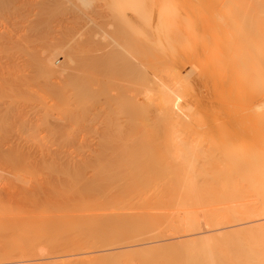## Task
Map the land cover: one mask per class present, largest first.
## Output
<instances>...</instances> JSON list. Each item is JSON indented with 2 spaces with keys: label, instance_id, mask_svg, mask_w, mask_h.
I'll use <instances>...</instances> for the list:
<instances>
[{
  "label": "bare ground",
  "instance_id": "obj_1",
  "mask_svg": "<svg viewBox=\"0 0 264 264\" xmlns=\"http://www.w3.org/2000/svg\"><path fill=\"white\" fill-rule=\"evenodd\" d=\"M4 1L5 0H3L0 3L3 4ZM15 1L16 0H13V1L10 0L7 4H9L10 2H15ZM41 1L43 5V2L45 0H41ZM46 1L48 4L52 3L51 5L53 7H51V9L52 8L56 9V7L58 8L56 4L54 7L53 5L54 1L53 2L48 1V0ZM46 1L44 3H46ZM56 1H60V3L59 2L58 3L61 6L64 5V4H61V2H66L64 0L63 1L55 0V2ZM71 1H74V0H70V3H72ZM93 1L94 0H75V5H73V7L75 6V8L73 9L71 16H69L70 18L69 19L67 18L69 20V21L67 20L68 27L63 26V28H64V31L66 29L68 31L71 30V32L79 31L82 34L81 33H78V34L79 36L81 34L82 37L81 38L78 37L80 38L79 40L77 38L78 41L74 40V42L75 41L76 42L73 44L69 43L70 45L69 46L68 45L69 41L67 39L69 33L68 31H65L66 33H68L67 35L64 31L61 30L62 31L61 33H65L67 35V36L62 35L63 37H67L66 40L68 42H67V45H65L66 49L64 48L66 51L62 49L64 47V46L63 47L61 46L62 44L60 45L61 48L60 46H57V44L60 43L59 39H58L59 42L55 40L57 42L56 44L57 47L55 48L53 46L55 48L54 50L55 54H56V49L57 50L62 49L61 54L64 52L62 54V56L64 55L63 56L64 58L62 60L60 59L61 64H60V61H59L60 65L54 62L57 59L53 58L54 54L51 48L50 49L52 50L51 51L52 53L49 51V54H51L50 56L51 57L53 56V57L50 58V56H48L50 59H48L47 62L45 63L43 62V63L47 71H52L48 73H52V74L54 72L53 69L56 72H58L59 71L58 68H60L61 70L63 66H65L64 67L65 69L67 68V65L69 67L74 66L72 70H68V69H71L69 67L66 70L62 69L63 73L64 71L65 72L67 71V72L66 74H64L66 77L64 76L65 78L63 77V79H61V82H62L61 84L66 83V87L65 85L64 87L65 89L67 88L68 91L64 90L63 92L62 90L63 87L60 88L59 86L60 89H56L57 91H59V93H60V90L62 91L60 94L58 93V95H60L59 97H61L62 93L65 95V93L67 92L69 93V91L71 92V90L74 89V87H78L79 91H81L80 90L81 88L82 91L80 93L84 92V90L86 89L89 90L90 88L93 87L92 89H90V92H89L92 95L98 93V87L100 88V90L102 89L106 91V92H103L101 90L103 94L106 93V95L108 94L109 96V97L106 96V99H104L106 103L103 104L104 102L102 103L101 101L97 102L98 105H100V103L103 104L104 108L102 107V105H100L102 108L99 106L97 107L100 108L99 112H102V111L104 112L103 114L105 116H106L105 111L106 110L109 111V108H110L111 113L114 112L113 114H110V112L107 111L110 114V116H108L109 117L108 119L110 120L108 121L110 123H108V121L106 122L107 117H106V120L104 119L106 122V125H108V127L106 126V128H108L109 131L111 130V132H108L104 124L103 125L104 129H106L107 131L106 130L104 131L103 129V131L106 133L103 132L104 135L100 133V135L102 134L101 138L104 136L106 139L107 138L106 135L107 136L111 135L110 136L111 138L108 137L105 140L103 137L101 141L103 142L104 140V142L101 143L102 144L101 147H100V143L99 145H97L98 149H96L97 151L93 153L92 159L86 160L88 161V163L84 161V164L82 162V164L80 163L77 166H74L73 164L71 165L68 164L70 165V166L67 165L68 167L67 166L64 167L63 165L62 167L59 166V169L61 168V171L59 169L57 171L59 172L58 174L60 175H58L57 171H55L56 174H52V175H55L56 176L55 178L57 179L55 180L53 179V181H62V179L63 181L64 180L66 181H167V180L204 181L203 183L200 184L199 188L198 186L197 187L194 186L191 199L193 198V200H196V204L199 205V202L197 203V200H200V198L201 199L203 198V197H200L198 194L206 198L205 193L207 192H204V191H206L208 188H211L210 190L214 189L213 192H216V193L218 190L221 191L222 194L220 193L221 195L220 198L223 196V199H220V198L218 199L224 201V203L222 202L223 203L222 206H224L223 210L225 209L226 211L227 209L229 211L228 213L234 216L235 220L238 221V220L253 219L256 221L260 217L264 216V0H98L97 4L95 3L97 9L95 8V6H93L94 5ZM28 2L31 3V0ZM38 2L35 5L36 7L38 4L41 5L40 2L39 3ZM47 3L45 4V7L48 6ZM92 3H93L92 6L95 9L93 8L92 10H90L91 13H88L89 11L86 8L85 9L86 12L83 13L85 10L82 7L85 8L86 6L87 7L89 5L91 6ZM31 4H34V3H31ZM13 5L14 3L10 5L12 6L9 9L10 11L12 10L11 8H13ZM97 6L99 7V9ZM23 7H25L24 4H23ZM49 7H47V10H48V13L50 14L53 10H51ZM70 7H72V5L69 4L68 8ZM62 8H64L65 10H63ZM62 8H60L62 10H58V9L54 10L56 12H53V13H57V11H62L61 14H64L65 12H67L66 11L67 7L64 6ZM179 8H185L188 11L179 12ZM6 9H3V10L6 11ZM16 9H17V6H16ZM81 9L84 11H82ZM127 9H128V12H127ZM49 10H51V12ZM27 11L32 12L30 8L27 9ZM63 11L65 12L63 13ZM36 12L38 11L36 10ZM45 14L46 13L44 14L41 13L42 16ZM2 15H4V13ZM27 15L28 13L26 14V16ZM56 15L57 14H55V16ZM49 16H51V14ZM3 17H5V15ZM38 17L39 19L41 18L40 16ZM14 19H15V16H14ZM31 21L32 19L30 20V22ZM48 21H50V19ZM60 21H56V22H60ZM36 22L38 21L36 20ZM51 22H54V21L52 20ZM39 23L40 22H38V24ZM31 25L32 24H30V26ZM43 25L44 24H42V26ZM58 26L60 27V25ZM16 27L17 26H15V28ZM50 27H45V28H50ZM9 29H10V26H9ZM21 29H24V28H21ZM12 32L13 31L11 30V33H9L10 36ZM28 32L30 33V31ZM32 33L33 32L30 33V36ZM56 33L58 34V32ZM71 34L73 36L74 33H71ZM47 35L49 36V34L46 33V36ZM70 35H69V38H70ZM2 36L4 37V33ZM23 36H20V37L18 36V37L20 38V40H23L24 39V38L22 39ZM106 36L107 37L109 36L111 39L108 37V39L110 40H107ZM45 37L42 38V41L43 39L44 40L46 39ZM55 37L54 39H57ZM50 38L53 39L52 37ZM31 40L33 39L31 38ZM20 42H24V41H20ZM29 43H30V37H29ZM37 43L39 44L40 42H37ZM61 43H64V42L62 41ZM33 44L36 45V43H33ZM40 44H42V42ZM119 45L123 47L124 55H127V53L131 54L130 52H128L130 50L132 53L135 50L134 55L132 56H136V58L132 57L133 58L132 59V58H129V56L128 57L123 56L121 54L122 48L119 49L120 47ZM26 46L28 47V44ZM44 46L43 47L39 46V47L40 48L46 47L45 50H47V48L49 47V46L48 47L47 46L44 47ZM93 48H95V53L89 54L88 52L87 54L86 53L83 54L85 50L87 52V50L89 49L94 50ZM0 50H2V48H0ZM38 50L39 48L37 49V52L35 51L34 53L38 54L42 49L39 50V52ZM45 50L43 52H45ZM136 50L138 51V53ZM59 52H57V55L59 54ZM29 56L30 55L28 54V57ZM121 56L123 58H121ZM55 57L58 58L60 57V55L55 56ZM71 57L74 59L77 58L74 60V62L77 60L76 61L77 64L73 62ZM42 58L46 60L45 55L44 57L42 56ZM26 59L25 61L27 63L30 59L28 60L27 57ZM67 59L72 60L70 62L76 65H70L71 63L67 64L69 62V61L67 62ZM121 59H123V61ZM119 60H121L123 63L119 62ZM33 61H36V60L33 59ZM35 63L36 62H33V64ZM54 63L56 64V66L58 65L57 66L58 68H56ZM63 63L66 65H63ZM10 64L8 65L12 66V63ZM25 65L26 64H24V66ZM27 65H31V62L30 64H27ZM60 66H62V68ZM0 67L2 66L0 65ZM185 67H188L189 70L185 71L186 70ZM1 69H0V72H1ZM60 72L61 71H59L58 73ZM57 75L59 76V74ZM30 80L31 79H29V81ZM47 80L49 79L47 78ZM87 81H89V83H94V84L89 85ZM56 82L54 84L56 85L54 88H58L59 84ZM29 83L31 82H28L27 84ZM67 85H71V86L73 85L72 86L73 88L70 87L71 90H69L70 88ZM47 86H45V88ZM94 87L97 88V91H96V88ZM201 87L206 88L209 91L213 92V93H209L210 97L212 96L211 94H214L217 97L216 100H214L215 103L218 99L220 100L221 103L219 102V100L217 101V103L221 104L220 106L223 107L222 108L223 112H221L222 110H219L220 106L216 105V107H219L218 110L216 109V107H213L215 104L213 106L210 104V106L212 107H210L208 104L207 106H209L210 108L206 107V105L203 102H204V95H206L207 93L203 95L204 92L201 91L202 89L200 90ZM93 89H95L93 91L94 93L91 92V90ZM74 90L76 94L79 93L78 91H76L77 88H75ZM74 92L72 91V93ZM68 93L66 94L67 97L66 96H62V97H64V99L66 97L67 99L69 96ZM72 93H69V94L71 95ZM85 93L88 94V92L86 91ZM56 95L54 91L53 96H55L54 97L55 99L58 98L56 97ZM80 95L82 96L78 98L79 101H81V103L84 102L83 106L84 104L88 106L89 102L87 101L89 99L88 100L86 99V102H87L86 104L83 98L85 94L83 93ZM62 97L60 98V100L62 99ZM103 97H105V94ZM107 97L109 99H107ZM51 99L53 98L51 97ZM213 99H215L214 96H213ZM107 100L109 101L111 100L112 106H109L111 105L110 103L107 104ZM65 101L66 100H64V102ZM72 102L69 101L68 103L71 104ZM205 102H207V100ZM10 103H12V101ZM45 103L47 102L45 101ZM57 103H55V105ZM192 104L194 105L196 104L198 107L193 106ZM42 106L43 105H40V113H42L41 109L42 110L44 109L43 113H45V110L46 111L49 110L46 106H44L43 108ZM83 106H81L83 108V112L84 111L86 112L87 109L85 108V106L84 107ZM8 107L9 105L7 103V107L5 108L8 109ZM33 107L38 108L39 104H38V107L36 105ZM89 107L90 106H88L87 113H89L91 110V108L89 109ZM95 107H92V108L96 109V112L98 113L97 110L99 109ZM194 107H197V108L194 109ZM11 108L9 110H11ZM36 108H34V110ZM85 112L83 114L84 117H86L87 115V113ZM94 112L95 111L93 110L92 112L93 114L91 113L92 119L96 114V113L94 114ZM28 113L33 114L32 112H28ZM66 113L67 112H65L64 114ZM34 114L36 113L34 112ZM50 114L52 115V113ZM91 114L89 115L91 116ZM46 116H43V117L46 118ZM70 116L71 117L73 116L72 111H71ZM78 116L75 115L73 116V118L78 117ZM102 116L100 114V117ZM96 117H97V114H96ZM25 119L27 120V118L24 117V121ZM16 120L17 119H15V121ZM32 120H33V117H32ZM44 120L42 119L43 122L41 121L40 122L44 124L48 123L49 125H51L50 124L51 120L49 121L45 120L47 123ZM66 120L68 121L69 119H66ZM55 121L56 120H54V122ZM65 122L62 123L64 124V126H65ZM36 124H38V122ZM56 124L57 125L55 124L53 125V122H52L51 128L59 129L58 127H55V126H58L57 122ZM32 125H34V121ZM39 125L41 124H38V126ZM146 125H148L150 129H153L152 131L154 132L152 134L156 136L154 139H147L145 137L144 130H145ZM109 126H111L112 128H110ZM26 127H27V124H26ZM30 128L32 129L34 128V126L33 127L31 126ZM47 128L49 129L50 127H47ZM90 130H93V129H90ZM112 130L114 131L112 132ZM59 131L61 130L59 129ZM22 132L26 133L25 130H22ZM30 132H33V131L30 130ZM107 132L113 133V134H107ZM113 135L116 138L112 137ZM203 136L205 137L203 138ZM26 139H28V137ZM105 141H106V144H105ZM108 142H109V145H108ZM116 142L117 143L119 142L120 145L117 146L119 143L117 144ZM113 143H116L115 144L116 148L115 147L113 148L115 149V151L119 150L118 152L113 151V148H112ZM39 145L44 146L43 144L42 145L39 144ZM107 145L108 147L112 145L110 146L112 150L110 148L109 150L106 147ZM19 146H22V145H19ZM104 147H106L105 151H103ZM118 147L119 149H117ZM49 148L50 147H46L43 149L45 151V150H49ZM13 149L16 150L15 148ZM169 149L173 150L172 152L174 153V155L170 157H168L167 155L164 156L163 151H171ZM144 151H148V153L150 152L146 160L142 158L143 154H145ZM49 152H51V150ZM32 157H34L33 152H32ZM40 157H37V158H40ZM29 158L31 159V157ZM36 163H37V160H36ZM35 167L37 168L38 166H35ZM81 168L82 170H80ZM27 171L29 172L28 169ZM32 171L30 169V172ZM84 171H87V172H84ZM19 172L20 171H18L17 173ZM33 175L35 176L36 174H33ZM52 175H49V176H52ZM19 176H21L22 178H19ZM19 176L15 175V179L13 181H37L38 180V179H34V176L32 175L28 177L25 176V178H23L24 176L22 175H19ZM1 177L2 179H0V181H9L7 180L9 178L6 179L5 174L4 175L1 174L0 178ZM3 178H5V180ZM52 178H54V176ZM44 180L47 181L46 179ZM48 181H52V179L49 180L48 178ZM216 187H218V189H216ZM196 190L199 192H197ZM210 190H208L209 194H210ZM216 193L215 195L217 196ZM195 197H197V199ZM186 200H184L183 202H185ZM220 200H218L219 201L218 203L221 202ZM200 201H203V199ZM172 204L176 205L175 203H172ZM196 204L194 201V205L198 206ZM219 205L220 206L218 208H215L216 206L213 207L212 205L213 207L212 209L209 207L206 209H208V211L210 209V212L212 210L214 211V209L215 211H217L216 209H218L219 211L222 208L221 203ZM204 208H202L203 211H204ZM206 209L204 213L207 212ZM188 211L189 212L185 211V213H188L187 218L189 220H192L194 218L193 212H195V210L194 211L188 210ZM157 212L158 211H156V213ZM153 213L154 215L156 214L155 212ZM168 213L165 216V213L162 212L161 215L163 217L160 214L159 216L158 213L155 216L151 215V213L149 215H151L152 217H156V218L157 216L161 218H165V217L169 218L168 216L172 215L174 212L173 213L170 212L172 214L169 213V215ZM183 213L184 211H182V219H183ZM144 214L145 212L142 213V215ZM147 214L146 216H148ZM195 214L197 215V213ZM173 215L170 217L180 218V216L177 215V213H175V216L177 215L176 217ZM6 217L7 218L9 217V219H7ZM6 217L2 218V216H0L1 218L0 227H1V224H3L2 222L4 220H6L5 222H7V220H10L8 221L10 226L18 225L17 219H16L17 221L12 220V217L10 219L9 215L8 216L6 215ZM25 220H27V218ZM257 222L258 224H255L254 226L250 225L247 227L248 233L246 237L248 239L247 241H244L243 243L239 244L240 246L237 245L239 246L238 250L240 251V252L238 251L237 254H235V252H232L231 250L228 249L230 248L228 241L223 242L224 241L223 239H225V237H228V236H223L224 238L219 239L217 243V247L220 249V246H218V244L221 243V241L223 240L221 243L222 245L221 249L224 250V252H222V255L219 254V258L227 259L229 261L228 264H264V221L263 222L256 221V223ZM22 223H24V221ZM28 223L29 221L26 223V226ZM44 227H41V230L42 228L44 229ZM47 229L49 228L47 227ZM231 240L232 239L230 238L229 241ZM207 246H209V244ZM231 249H232V246H231ZM233 249H235V247ZM29 252H30L29 250H25V251L22 250L20 251V254H25V253L28 254Z\"/></svg>",
  "mask_w": 264,
  "mask_h": 264
},
{
  "label": "rangeland",
  "instance_id": "obj_2",
  "mask_svg": "<svg viewBox=\"0 0 264 264\" xmlns=\"http://www.w3.org/2000/svg\"><path fill=\"white\" fill-rule=\"evenodd\" d=\"M2 1L3 0H0V2H2ZM9 1L10 0H8V1L5 0L3 2V4L0 3V10H1L0 11V18H1L0 19V34L1 35L0 36H2L4 33V37L3 36L0 37V41H1L0 46L2 44V46L0 47V48H2V50H0V63H1L0 65L2 67H0V69L3 68V69H1V72H0V109H1L0 110L1 111V113H0V158L2 159V160L0 159V164H1L0 165V169H1L0 173L3 175L5 174L6 179L9 178V179H7L9 181H0V209H1L0 210V216H2V218H5L6 215L7 216L9 215L10 219L12 217V220H15V221L18 220L17 221L18 225L17 226L15 225L16 227L12 226V225L10 226L8 223V221H10V220H7V222H5L6 220H4L2 222L3 224H1V227H0V264H64V263L65 264H94V263H96V264H225V263L228 264L229 261L227 259H224V258L220 259L219 258V254L222 255V252H224V250L221 249L222 241L223 240H224L223 242L228 241V244L230 245L229 246L230 248H228V249L231 250L232 252H235V254H237L239 251L238 250L239 246H240L239 244L243 243L244 241H247V239H248L246 237L247 233H248L247 227L250 225L254 226L255 224H258V222L256 223V221H262L263 222L264 216L260 217L256 221L253 219L238 220V221L235 220L234 216L230 215L228 213L229 211L227 209H226V211H225V209L223 210L224 206H222V204L224 203V201L220 200V199H223V196L220 198L221 191L218 190L216 193V192H213L214 189L210 190L211 188H208L206 191H204V192H207V193H205L206 198H204V196H201L200 194H198L200 197H203L202 198L203 201H200V200H202L200 198V200H197V203L199 202V205L196 204V200H193V198L191 199V195H192L194 186H196V187L198 186V188H199L200 184L203 183L204 181H172V180H167V181H66V180H64L63 181V179H62V181H53V179L55 180L57 178H55L56 176L52 175V174H56L55 171H57L59 169V166L62 167V165H63L65 167L68 164H70V165L73 164L74 166H77L80 163L82 164V162L84 164V161L88 163V161H86V160L92 159L93 153H95V151H97L96 149H98L97 145H99V143H100V147H101V145H102L101 143L104 142V140H103V142L101 141L104 137L103 136L101 138L103 132L106 129L108 130V132H111V130L109 131V129L106 128V126L108 127V125H106V122L109 120L108 116H110V114H113L114 112L111 113L110 108H109V111L108 110L105 111L106 116L103 114L104 112L102 110H101L102 112H99L100 108H98L97 106L101 107L100 105H102V107H103V104L106 103L104 99H106V96H108V94L106 95V93H104L105 97H103L104 94L102 93V91L103 92H106V91H104L102 89H101L102 90L101 91L99 87H98V93L93 94V95L89 93L90 89H92L93 87L90 88L89 90L88 89L84 90V92H82V93H80L82 91L81 88H80L81 91H79L78 87H74V89L77 88L76 91L79 92V93L77 92L79 94L78 95V94H76V92H74L75 91L74 89L71 90L70 87H72L73 85L72 86L67 85L70 88L69 90H71V92L69 91V93H72V91L74 93H72L70 95L67 92L69 95L67 99H66L67 93H65V95L62 93L63 95L61 94V97L66 96L65 99H64V97H62V99H61L62 101L60 100V98H61V97H59L60 95H58L59 91L56 90V89H60L63 87V89H62L63 92H64V90L68 91L67 88L65 89L66 83L61 84L62 83L61 79H63V77L65 76L64 74H66V72H67V71L66 72L64 71V73H63L62 71L68 69L69 66L67 65L66 69L64 68L65 66H63V68H62V66H60L63 70L62 69L60 70V68L57 67L58 65L61 64L60 59L62 60L64 58L63 57L64 55L62 56V54L64 52L61 54V52H62L61 50L66 49L65 45H67L68 41H69L68 45H69V43L73 44L76 42V41L74 42V40H77L78 37H80V38L82 37L81 32H79V31L76 32L74 30H72L74 32H71V30L68 31L65 28L66 29L65 31H68L69 35L71 33H74L73 36L71 34L70 38H69L68 33H66L64 31V28H63V26L68 27L67 26L68 25L67 23L69 21L68 19L70 18L69 16H71L73 9L75 8V6L73 7V5H75V0L71 1L72 3H70V0H64L66 2H61V4H64L62 6L59 5L60 1L55 2V0H48V1H52V2L54 1V3H53L54 7H55V4H56V6H58V8L60 6H61L60 8H62L64 6L67 7L66 8L67 12L63 11V13L65 12L64 14H61L62 11H57V13H53V12H56L54 10H56L58 8L56 7V9H53V8L51 9V7H53L51 5L52 3L50 2L51 4H48L46 0L45 1L48 5L46 7H45L46 3H44L45 1L43 2V5H44L43 6L42 1L39 0L40 4L43 6L42 7L41 5L38 4L37 7L39 10L35 6L36 3L38 2V0H31V3H34V4H31L30 2H28L30 0H16L15 2H10L9 4H7ZM11 1H13V0H11ZM34 1L35 2L37 1V2L35 3ZM73 2H74V4H73ZM97 2H98V0H94L93 1L94 5L92 3L91 6L90 5L88 6L89 8L87 6L85 8L84 7H82V8L84 10L87 8V10L89 11L88 13H91L90 10H92L94 8L93 6H95V8H96ZM12 3H14L15 7L13 5V8H11L12 10L10 11L9 9H10V7H12V6H10V5H12ZM6 4L8 7L6 6ZM23 4L25 7H23ZM69 4L72 5V7L68 8ZM1 5H2V7H1ZM49 5H50V7H49ZM16 6H17V9H16ZM6 7H7V9H6ZM26 7H27V9L30 8V10L32 12L27 11ZM47 7H49L51 10H53L52 12H51V10H49L51 12L50 13L51 16H49L50 14L48 13ZM2 8L6 9V11L3 10ZM60 8L58 10H62V9L65 10L64 8H62V9H60ZM35 9L38 12H36ZM98 9H99V7H98ZM84 10H82V11H84ZM22 11H23V13H22ZM43 11L46 14L42 16L41 13L44 14ZM68 11H69V13H68ZM180 11L184 12V11H188V10H186L185 8H179V12ZM6 12H8V13H6ZM85 12H86V10L83 13H85ZM127 12H128V9H127ZM3 13H4L5 17H3L4 15H2ZM27 13H28V15L26 16ZM66 13L69 15H67ZM55 14H57L58 17H57V15L55 16ZM13 15L15 16L16 20L14 19ZM47 15H48V17H47ZM25 16H26V18H25ZM38 16H40V17L42 16L40 18L41 20L39 19ZM36 17H38V18H36ZM42 18H43V20H42ZM44 18H45V20H44ZM46 18L47 19L49 18L50 21H48L49 19L47 20ZM11 19H13V20H11ZM24 19H25V21H24ZM31 19H32V21H31L32 23L30 22ZM59 19L60 20L62 19V20L60 21ZM36 20L40 23L38 24V22H36ZM52 20L54 22H51ZM27 21H29V22H27ZM56 21H60V22H56ZM12 22H14V23H12ZM55 22H56V24H55ZM15 23H16V25H15ZM23 24H24V26H23ZM30 24H32V25L30 26ZM35 24H36V26H35ZM42 24H44V25L42 26ZM53 25H55V26H53ZM58 25H60V27L61 26L62 27L60 28ZM9 26H10V29H9ZM15 26H17V27L15 28ZM45 27H50V28H45ZM21 28H24V29H21ZM32 28H33V30H32ZM44 29L47 31H45ZM6 30H8V31H6ZM11 30L13 31L12 32L13 35L11 34V36H10L9 33H11ZM25 30L27 31V33ZM61 30L64 31L68 35V38L63 37V36H67V35L65 33H61L62 32ZM28 31H30V33L33 32L34 35L32 33L30 36V33ZM37 31H38V33H37ZM56 32H58V34ZM5 33L8 35H6ZM46 33L49 34V36L48 35L46 36ZM78 33H81L80 36ZM14 34H15V36H14ZM59 34H61V35H59ZM25 35H27L28 37ZM35 35H37V36H35ZM18 36L19 37L23 36L22 39L24 38L26 41L24 39L20 40V38ZM61 36L65 39H63ZM74 36H76V37H74ZM5 37L7 40L5 39ZM9 37H11V38H9ZM29 37H30V43H32V44L29 43ZM36 37H37V39H36ZM44 37L46 39L45 40L43 39V41H42V38H44ZM50 37H52L53 39H51ZM54 37L57 39H54ZM108 37L106 36L107 40H110L112 38L110 36L111 38L109 37L110 39H108ZM26 38H28V39H26ZM31 38L33 40H31ZM66 38L68 39V41L66 40ZM80 38H78V40ZM34 39H35V41H34ZM58 39L60 40V43L57 44L56 41L59 42ZM106 39H104V40H106ZM48 40H50V41H48ZM61 40L64 43H61L62 42ZM72 40H73V42H72ZM20 41H24V42H20ZM36 41L40 42V43L42 42V44H40V43L38 44ZM16 42H17V44H16ZM9 43H10V45H9ZM20 43L22 45L23 44L24 45L22 46ZM33 43H36V45ZM43 43L45 44V46H47V47L49 46L48 47L49 50L47 48L48 52H47V50H45L46 47L44 46ZM27 44H28V47L26 46ZM48 44H50V45H48ZM56 44H57V46H60L62 44L61 46L62 47L64 46V47L62 49H59V50L56 49V54H55L54 50L57 47ZM11 45H12V47H11ZM29 45H31V46H29ZM42 45L45 48H40V47H43ZM61 46H60V48H61ZM66 47H68V46H66ZM38 48H39V50L42 49L41 50L42 52L41 51L39 52V50H38V52H39L38 54L34 53L35 51L37 52ZM120 48H122L121 49L122 53L121 52L120 53L123 56H125V57L129 56V58H132V57L136 58V56H132V55H134L135 50L133 53L130 50L128 52H130L131 54L126 52L127 55H124L123 47L120 46L119 49ZM33 49H34V51H33ZM43 49L45 50V52H43L44 51ZM93 49L94 50L89 49V50H87V52L85 50L83 52V54L84 53L87 54L88 52H89V54H93V53H95V48H93ZM49 51L53 52L54 57L53 56L52 57L57 59V60L54 59L55 60L54 62L56 64L58 63V65L56 66V64L55 63L54 64H55L56 68H58L59 71H61L63 73V75L61 72L58 73L59 72L58 70H57L58 72H56L54 69H53V71H54L53 74L48 73V72H52V71H47V69L45 68L44 63L47 62L48 59L52 58L50 56L51 54H49ZM57 52H59L58 55H57ZM27 53L30 55L29 56L30 58L28 57ZM137 53H138V51H137ZM33 54H34V56H33ZM41 55L43 57L45 55L46 60H44V58H42ZM59 55H60V57H58V58L55 57V56H59ZM48 56H50V58ZM26 57L28 58V60L30 59L27 63H26V61H27ZM125 57H124V59H125ZM24 58L26 59V61ZM121 58H123V57L121 56ZM33 59L36 61H33ZM75 59H77V58H75ZM75 59L72 58L73 62ZM72 60L67 59V62L68 61L69 62L68 63L65 62V63L69 64V63H71L70 61H72ZM121 60L123 61V59H121ZM121 60H119V62H122ZM59 61H60V64H59ZM76 61L74 63H76ZM30 62H31V65H27V64H30ZM33 62H36L38 64H36V63L33 64ZM7 63L8 64L12 63V66H10L11 64L8 65ZM74 63H71L70 65H76L77 64V63L76 64H74ZM24 64H26V65L24 66ZM63 65H66V64L63 63ZM27 66H29V67H27ZM73 67L72 66L69 67L71 69H68V70H72ZM185 69H186L185 71L189 70L188 67H185ZM46 71H47L48 75H47ZM55 72L57 74H59V76ZM50 75H51V77H50ZM47 78L49 80H47ZM29 79H31V80L29 81ZM50 79H51V81H50ZM52 80L54 83L52 82ZM27 81L31 82V83L27 84L28 83ZM55 82L59 84L58 88H54L56 86V85H54ZM87 83L89 85L94 84V83H89V81H87ZM64 85H65V87H64ZM45 86H47V87L45 88ZM59 86H60V88H59ZM96 87H94V88H96ZM94 90L95 89L91 90V92H93ZM99 90H100V92H99ZM200 90L204 92L203 95L207 93L206 95H204V102H203L206 105V107L210 108L214 104L215 105L213 107H216V105L217 106L221 105V104L217 103V101L219 99L215 103L214 100H216L217 97L214 94H211L212 96L210 97L209 93H213L212 91H209L208 89L202 88V87L200 88ZM54 91H55V95L56 94L58 95V96L56 95V97H58L57 98L58 101H57V99L54 98L55 96H53ZM85 91L88 92V94H86ZM96 91H97V88H96ZM61 92L62 91L60 90V93ZM83 93L85 94L84 95L85 97L83 96L85 102H86V99L87 100L89 99L87 102H89L88 103V106H90L89 109L91 108L90 112L88 111L89 113H87L88 106L84 104L85 108L87 109L86 112L84 111L85 113H87V115L85 114L86 117L83 116L84 112H83V108L81 107V106H83L84 102L81 103V101H79V99H78V98H80V96H82L80 94H83ZM74 94H76V95H74ZM50 95L53 99H51ZM89 95H91V96H89ZM213 96L215 97V99H213ZM108 97H107V99H109ZM81 99H82V97H81ZM208 99H209V101H208ZM64 100H66V101L64 102ZM76 100H78V101H76ZM206 100H207V102H205ZM11 101H12V103H10ZM45 101L47 103H45ZM59 101H61V102H59ZM69 101L70 102L73 101V102L70 104V103H68ZM91 101H92V103L93 102L94 103L92 104ZM98 101L99 102L101 101L102 103L103 102L104 103L103 104L100 103V105H98L97 104ZM43 102H44V104H43ZM87 102H86V104H87ZM219 102H220V100H219ZM7 103L9 105L8 109L5 108V107H7ZM15 103H16V105H15ZM55 103H57V104L55 105ZM108 103L111 104V100L110 101L107 100V104ZM38 104H39V107H38ZM208 104H209V106H210V104L212 106L209 107V106H207ZM10 105H12V106H10ZM13 105H14V107H13ZM35 105L38 108L33 107ZM40 105H43L42 108L44 106H46L49 109V110H47L48 112L45 110V113H43L44 109L43 110L41 109L42 113H40ZM91 105H92V107L96 106L97 109H99V110H97L99 115L96 112V109H93L91 107ZM192 105L197 106L196 104L195 105L192 104ZM51 106H53V107H51ZM109 106H112V104ZM197 107H194V109H196ZM10 108L12 111L9 110ZM34 108H36V109L34 110ZM47 108H45V109H47ZM222 108L223 107H221V106H220V109H219V107H216L217 110L219 109V110H222L221 112H223ZM50 109H52V110H50ZM73 109H74V111H73ZM92 109L95 111L94 114L95 113L97 114V117H96V114L93 117L94 120L92 119V114H93ZM3 110H5V111H3ZM64 111L67 113L64 114L65 113ZM71 111H72L73 116H75V115L78 116L81 113H82L81 114L82 116L79 115L78 117L73 118V116L72 117L70 116ZM77 111H79V112H77ZM107 111L110 112V114ZM28 112H32L33 114L35 112L36 114L33 115V114L28 113ZM49 112L52 113V115ZM75 113H77V114H75ZM53 114H55V115H53ZM89 114H91V116ZM100 114H101V116L102 115L103 116L100 117ZM42 115L43 116L47 115V116L45 118ZM24 117L27 118V120L25 119V121H24ZM32 117H33V120H32ZM37 117H39V118H37ZM40 117H41V119H40ZM64 117L66 119H69V120L67 121ZM95 117H96V119H95ZM106 117H107V120H106ZM15 119H17L19 121H17V120L15 121ZM42 119L43 120L45 119L48 121L51 120V122H50L51 125H49L45 120L44 121L47 124L41 123V122H43ZM75 119H77V120H75ZM91 119H92V121H91ZM104 119L106 120V122ZM54 120H56V121L54 122ZM60 120H61V122H60ZM33 121H34V125H32ZM109 121H108V123H110ZM30 122H32V123H30ZM35 122L36 123L38 122V124H41V125L38 126V124H36ZM52 122H53V125L54 124L57 125L56 124V122H57L58 126H55V127H58L61 131H59V129H57V128H56L57 130L55 128H51ZM64 122H65V126L67 129L65 128L64 124H62ZM26 124H27V127H26ZM47 125H49V126H47ZM103 125L105 126L106 129H104ZM31 126L32 127L34 126V128L31 129L30 128ZM44 126L46 128L47 127H50V128L46 129ZM25 127H26V129H25ZM109 127L112 128L111 126H109ZM63 129H65V130H63ZM85 129H87V130H85ZM90 129H93V130H90ZM103 129H104V131H103ZM22 130H25L26 133L22 132ZM30 130L33 132H30ZM84 130L87 132H85ZM152 130L153 129H150L148 125L145 126L144 135L147 139H154L156 137L155 135L152 134L154 132ZM113 131L114 130H112V132ZM108 132H107V134H113V133H108ZM100 133H102V134L100 135ZM104 133H106V132H104ZM110 136L111 135H109V136L106 135L107 138ZM27 137H28V139H26ZM112 137H115V136L113 135ZM204 137L205 136H203V138ZM104 139H105V137H104ZM53 141H54V143H53ZM8 142L10 145L8 144ZM35 143H37V144H35ZM116 143H113V146L112 145H110V146H112V148H113L116 146L115 145ZM18 144L22 145V146H19ZM32 144H34L35 147ZM39 144H41V145L43 144L44 146H40ZM46 144H48L49 146ZM105 144H106V141H105ZM7 145H8V147H7ZM108 145H109V142H108ZM108 145L106 147L108 149L110 148L112 150V148L110 146L108 147ZM119 145H120V143L117 146H119ZM37 146L38 147L40 146L41 148L40 147L38 148ZM11 147L15 148L16 150H14ZM24 147H25V149H24ZM46 147H50V148H49V150L44 151L43 148H46ZM100 147H99V149H100ZM106 147H104L103 151H105ZM27 148H28V150H27ZM102 148H103V146H102ZM117 149H119V147ZM6 150H8V151H6ZM50 150H51V152H49ZM169 150H171V151H163L164 152L163 155L164 156L167 155L168 157L173 156L174 155V153L172 152L173 150L172 149H169ZM30 151L33 152L34 157H32V152H30ZM37 151H39V152H37ZM46 151H47V153H46ZM113 151H115L114 148H113ZM23 152H24V154H23ZM34 152H36V153H34ZM144 153L145 154H143L142 158L144 160H146V158H148V155L150 154V152L148 153V151H144ZM40 155H41V157H40ZM17 156L18 157L20 156V157L18 158ZM23 156H25V157H23ZM26 157H28V158H26ZM29 157H31V159ZM37 157H40L41 159L37 158ZM20 158H21V160H20ZM36 160H37V163H36ZM38 160H39V162L41 160V162L39 163ZM45 161H46V163H45ZM26 162H27V164H26ZM8 163H9V165H8ZM70 165H68V166H70ZM19 166H21L24 169H22ZM35 166H38V167L36 168ZM1 167L3 168V170ZM17 168H18V170H17ZM19 168H21V169H19ZM27 169L29 170V172H30V169H31V171L32 170L33 171L29 173L27 171ZM59 170L61 171V168ZM80 170H82V168ZM18 171H20V172L17 173ZM84 172H87V171H84ZM58 173L59 172L57 171V174ZM18 174L24 176L23 178H25V176L26 177L31 176V175L34 176L33 174H36L34 176V179H38V180L37 181H13L15 179V175L19 176ZM49 175H52V176H49ZM58 175H60V174H58ZM53 176H54V178H52ZM19 178H22V177L19 176ZM43 178L46 179L47 181H45ZM48 178H49V180L52 179V181H48ZM0 179H2V177ZM3 179L5 180V178H3ZM220 188H222V187H220ZM216 189H218V187H216ZM208 190H210V194L208 193L209 192ZM197 192H199V191H197ZM194 193H195V191H194ZM215 193L217 194V196L215 195ZM209 197H210V199H209ZM195 198L197 199V197H195ZM218 198H220V199H218ZM179 199H181V200H179ZM186 199H188V200H186ZM205 199H206V201H205ZM184 200H186V201L183 202ZM211 200H213V201H211ZM218 200L221 201L220 203L222 206V208L219 211H218V209H216L218 212L215 211V209H214V211L212 210L211 212H210V209H209V211H208V209H206L208 207L212 209L215 206H216L215 208H218L220 206L219 205L220 203H218L219 202ZM158 201H159V203H158ZM164 201H166V202H164ZM194 201H195V204L198 206L194 205ZM150 202H151V204H150ZM171 202L175 203L176 205L172 204ZM157 203L159 204V206ZM165 203H166V205H165ZM213 203H215V204H213ZM153 204H154V206H153ZM188 205H190L192 207H190ZM212 205H213V207H212ZM155 206H157V207H155ZM192 208L195 210V212H193L194 218L192 220H189L187 218L188 213H185V211L186 212H189L188 210L194 211ZM198 208H199V210H198ZM202 208H204V211L206 209L207 212L204 213ZM200 209H201V211H200ZM147 211H149V212H147ZM156 211H158L157 212L158 215L159 214L161 215L162 212L165 213V216L168 212L169 213L174 212L173 213L174 215L172 213H170L173 216H175V213H177V215H179L180 213L181 214L179 215L180 218H171L170 216H172V215L168 216L169 213L167 215L169 218H166V217L161 218V217H159L160 215L157 216V218L152 217L151 215H154L153 212L156 213ZM178 211H179V213H178ZM182 211H184L183 219H182ZM143 212H145L144 215H142ZM150 213H151V215H149ZM195 213H197V215ZM146 214L148 216H146ZM14 216H16V217H14ZM158 217H159V219H158ZM26 218L29 221V223H28L29 225L27 224V226H26V223L28 221L25 220ZM7 219H9V217ZM23 221H24V223H22ZM29 226H31V227H29ZM40 226L41 227L45 226L46 228L44 227V229L42 228V230H41ZM47 227L49 229H47ZM40 233H42V234H40ZM240 235L242 238L240 237ZM223 236H228V237H225V239H223L222 241L220 240L221 243H219L220 245L218 244V246H220V249H219L217 247V243H218L219 239L224 238ZM243 236H245L246 238ZM230 238L232 239L231 241H229ZM226 239H228V240H226ZM212 242H214L215 244ZM208 244H209V246H207ZM210 245L212 248L210 247ZM237 245H239V246H237ZM231 246H232V249L234 247H235V249L232 250ZM207 247H209V248H207ZM22 250H24V251L29 250L30 252L28 254H26V253L20 254V251H22ZM221 255H220V257H221ZM223 260H224V262H223Z\"/></svg>",
  "mask_w": 264,
  "mask_h": 264
}]
</instances>
